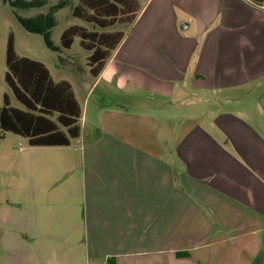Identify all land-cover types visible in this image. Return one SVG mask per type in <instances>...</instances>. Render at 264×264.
I'll use <instances>...</instances> for the list:
<instances>
[{
	"label": "crops",
	"instance_id": "1",
	"mask_svg": "<svg viewBox=\"0 0 264 264\" xmlns=\"http://www.w3.org/2000/svg\"><path fill=\"white\" fill-rule=\"evenodd\" d=\"M196 10L143 0L89 92L106 81L130 101L89 119L79 101L69 146L5 134L0 264H264V1L232 0L181 35ZM160 96L185 114L143 108Z\"/></svg>",
	"mask_w": 264,
	"mask_h": 264
},
{
	"label": "trees",
	"instance_id": "2",
	"mask_svg": "<svg viewBox=\"0 0 264 264\" xmlns=\"http://www.w3.org/2000/svg\"><path fill=\"white\" fill-rule=\"evenodd\" d=\"M253 1L260 4L264 0ZM141 9V0H79L72 15L90 23L92 28L69 26L62 34L61 44L70 49L80 37V46L90 52L87 56L90 73L96 77L125 36L124 30L108 29L117 24H132ZM6 65L5 80L24 108L11 105L9 95L4 94V104L0 106V141L7 132H13L27 138L31 146H69L80 135L82 116L71 82L56 81L44 62L20 56L13 33L8 37Z\"/></svg>",
	"mask_w": 264,
	"mask_h": 264
},
{
	"label": "rangeland",
	"instance_id": "3",
	"mask_svg": "<svg viewBox=\"0 0 264 264\" xmlns=\"http://www.w3.org/2000/svg\"><path fill=\"white\" fill-rule=\"evenodd\" d=\"M177 1L180 4L186 3V0ZM78 2L79 0H0V106L4 104V94L8 93L11 105L24 108V105L15 97L11 87L5 80V74L8 69L6 65V49L10 33L15 36L16 50L20 56L44 62L56 81L68 80L71 82L78 100L83 106L89 107L88 119L97 109L102 107L119 108L122 101H130V96L128 98L124 96L126 95L125 90H119L114 83H107L106 81L100 82L89 94L95 84V78L90 73L87 65V56L90 52L80 46V37L75 39L70 49L62 46V34L69 26L79 24L92 28L90 23L72 15L73 7ZM190 2L196 6V15L191 19H186L187 21L189 20L190 27L180 31L181 35L197 33L199 26L204 22L207 23L210 15L220 10H226L232 0H190ZM142 3L143 0H141ZM54 5L56 6L55 9L52 7ZM130 25L117 24L108 30L126 31ZM166 26L165 23L161 22L156 25H150L151 34L161 37L165 41L167 37H171L167 32ZM40 29L45 30L40 32ZM124 53L125 49H123L122 44L115 57L118 61L117 68H124ZM163 56L168 59L166 51H163ZM141 66L138 65L140 68ZM107 93L112 94L115 98L111 99L108 102L109 104L104 101L105 105H102L100 97ZM144 95L134 96V101L140 102L142 105L148 104V97ZM134 101L133 103L130 102L133 106L137 104ZM153 106L150 108L143 106V108L157 113V115L161 114L158 107L165 111L180 113V115L186 112L184 105H173V100L166 96L158 97ZM234 107L235 105L232 102H227L224 105L227 110H234ZM81 123L84 125L85 122L81 121ZM6 134L5 146L18 145L19 142L27 143L26 138L21 135L13 132H7Z\"/></svg>",
	"mask_w": 264,
	"mask_h": 264
}]
</instances>
